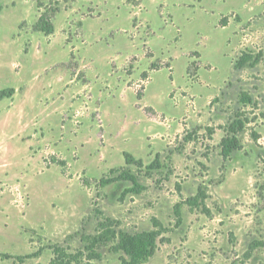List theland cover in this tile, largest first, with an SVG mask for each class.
Masks as SVG:
<instances>
[{"label":"rangeland","instance_id":"rangeland-1","mask_svg":"<svg viewBox=\"0 0 264 264\" xmlns=\"http://www.w3.org/2000/svg\"><path fill=\"white\" fill-rule=\"evenodd\" d=\"M246 5L249 22L221 26ZM51 9L46 37L34 26ZM0 10V90L18 92L0 102V254L43 249L26 264H48L57 245L85 251L103 224L135 235L157 220L166 232L143 264H264V0H0ZM243 55L252 59L236 69ZM198 74L209 84L195 97ZM238 122L242 150L227 161L221 142ZM151 138L163 168L129 167L141 194L95 184L125 165L124 152L151 164ZM63 160L66 175L53 164ZM200 187L205 200L191 207ZM119 238L90 264H121L110 250Z\"/></svg>","mask_w":264,"mask_h":264},{"label":"trees","instance_id":"trees-1","mask_svg":"<svg viewBox=\"0 0 264 264\" xmlns=\"http://www.w3.org/2000/svg\"><path fill=\"white\" fill-rule=\"evenodd\" d=\"M38 8L41 9L42 5L38 4ZM1 11L2 10H0V12ZM56 12L57 10L52 9L50 11L42 12L34 26V30L44 34L46 37L53 36L55 34L54 14ZM228 22V17L223 18L221 26L227 27ZM152 57L153 55H151V58ZM251 59V56L243 55L235 63V68H244L249 64ZM159 69V66L153 64L150 70L154 71ZM141 77L143 80H146L149 78V73L144 72ZM15 95V88H6L0 90V101L4 99H12ZM242 96L245 97L244 101L246 103H250L252 101L247 93H243ZM138 97L139 99H142L143 94H139ZM243 130L244 126L241 122L233 124L227 130L226 136L221 142L222 157L225 160H230L234 152L242 150V143L238 135L242 133ZM255 137V140H258V136L255 135ZM160 156V153L156 154L155 160L148 166H145L144 160L137 159L131 153L124 152L123 157L125 159V166L109 170L108 173L103 175L100 180H96L95 184L99 188H105L115 183L130 182L132 184V188L123 192L121 199H124V197L129 193L139 195L144 188L139 183V175L134 174L129 167L135 166L138 168L139 172L146 170L147 174H152L153 172L159 171L163 168ZM53 164H57L63 168V175H66L65 169L67 168V162L65 160L60 162L54 161ZM88 184V180H83L84 186H87ZM205 197L206 193L204 189L200 187L198 194L195 197L188 199L186 203L192 207L193 205H197V203L201 200H205ZM179 210L180 205H178L176 208L177 214H179ZM107 222L113 223L111 220H107ZM101 228L103 229L102 232L99 231L97 235L87 236V238H85L88 240L85 251H77L72 253L69 251V249L58 245L51 248L53 250V258L48 264H82V262H84L85 253H87L86 259L88 264H90L92 261L99 260L101 258V255L97 252V248L100 245L107 246L109 243L115 242L119 237V242L114 246H111L110 250L116 254L123 253V256L120 259L121 264H143L155 254L158 240L166 232L165 227L157 220L154 223V229L135 235H120L115 230H113L112 227L106 226L105 224H103ZM252 249L253 247H251L250 251H252ZM42 253L43 249H39L36 253L31 255L14 256L10 254H0V257L5 261H11V264H26L28 259L39 257L42 255ZM250 255L251 252H249L246 257L248 258Z\"/></svg>","mask_w":264,"mask_h":264},{"label":"crops","instance_id":"crops-1","mask_svg":"<svg viewBox=\"0 0 264 264\" xmlns=\"http://www.w3.org/2000/svg\"><path fill=\"white\" fill-rule=\"evenodd\" d=\"M263 3V2H262ZM245 9L246 10H244L243 12L241 11V10H238V11H232V13L233 14H235V17H236V19L238 20L239 19V22L237 23V22H234V19L233 18H230L229 19V22H228V26H230V25H232V24H234L235 23V25H236V29L239 27V26H242L244 23H247V22H249L251 19H252V17L253 16H255V13H254V11H253V9L252 8H250V5H246V7H245ZM225 28V27H224ZM236 31V30H235ZM55 32H56V29H55ZM235 34V33H234ZM153 58V57H152ZM202 68V67H201ZM200 70L201 69H199V72H200ZM198 77H199V83H193V85L191 86L192 88L191 89H189V93L190 94H192L193 96H195L196 97V95H195V93H194V89H195V87H198V86H201V87H207L208 86V82H204V80L202 79V77L198 74L197 75ZM151 83V82H150ZM149 83V84H150ZM17 89H16V95H17ZM213 94L214 93H212V92H210V91H207L206 92V95L201 99V100H206V99H209V98H211L212 96H213ZM16 95L14 96V97H16ZM65 95V94H64ZM62 95L61 94H59L58 95V98L59 97H61ZM13 97V98H14ZM144 97H145V94H143V98L142 99H139V97H138V95H137V98H138V101H142L143 99H144ZM5 100V99H4ZM12 100V99H11ZM183 101H185V100H183ZM0 102H2V101H0ZM183 103V102H182ZM145 108H148V109H151L153 112H154V116H156V117H149L148 116V119H149V121H151V120H156L157 121V118L158 117H161V116H163V122H162V125H163V130H162V132H165V133H172L173 131H174V127L172 126V123H173V121H172V119H168L167 117H166V115L164 114V113H162L161 111H159V110H157V109H155V108H153V107H150V106H146V105H143V109H145ZM177 109H176V111H178V115L180 116V115H183V114H186V112L188 111L187 109H188V107H186V106H182V104L179 106V107H176ZM147 116V115H146ZM193 117H191V119H192ZM175 120V119H174ZM12 123H10L9 124V126L11 125ZM172 128V129H171ZM81 131V130H80ZM80 131H78V134H77V136L80 134ZM171 135H173V134H171ZM76 136V137H77ZM160 140L159 138H151L150 140H148V144L150 145L149 146V149H151V150H153V151H155V153L156 154H158V152L159 151H161V147H163L162 145H161V147H160V149L158 150L157 148H155L154 147V140ZM157 140V141H158ZM155 154V155H156ZM147 155H149V152L147 153ZM146 155V156H147ZM137 159H144L143 157L142 158H137ZM125 166V165H124ZM120 167H123V166H120Z\"/></svg>","mask_w":264,"mask_h":264}]
</instances>
